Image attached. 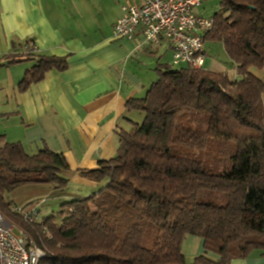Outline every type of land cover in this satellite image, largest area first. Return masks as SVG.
I'll return each instance as SVG.
<instances>
[{"label": "trees", "instance_id": "obj_1", "mask_svg": "<svg viewBox=\"0 0 264 264\" xmlns=\"http://www.w3.org/2000/svg\"><path fill=\"white\" fill-rule=\"evenodd\" d=\"M204 16V15H203ZM213 29L240 79L188 65L159 64L140 116L117 133L108 162L83 175L99 192L65 201L41 221L13 211L8 195L26 184L67 188L63 154L28 155L0 136V212L44 252L39 264H231L264 255V0H218ZM36 64L19 89L65 71L67 57L24 53ZM187 237L203 253L187 263Z\"/></svg>", "mask_w": 264, "mask_h": 264}, {"label": "crops", "instance_id": "obj_2", "mask_svg": "<svg viewBox=\"0 0 264 264\" xmlns=\"http://www.w3.org/2000/svg\"><path fill=\"white\" fill-rule=\"evenodd\" d=\"M141 3L0 0V136L4 142L20 143L28 155L44 149L64 155L68 184L55 200L88 197L105 185L83 173L114 157L117 133L141 119L126 111L127 101L145 97L158 78L157 66L172 63L166 41L138 48L113 37L122 7ZM205 4L196 11L200 15L206 16ZM138 40L142 43L141 35ZM27 41L35 43L40 55L67 57L68 66L63 72H47L21 92L26 71L36 64L23 55ZM251 72L264 80V71ZM181 250L195 259L203 253L202 240L187 237ZM231 264H264V255L255 252Z\"/></svg>", "mask_w": 264, "mask_h": 264}, {"label": "built area", "instance_id": "obj_3", "mask_svg": "<svg viewBox=\"0 0 264 264\" xmlns=\"http://www.w3.org/2000/svg\"><path fill=\"white\" fill-rule=\"evenodd\" d=\"M208 1L211 0H142L141 4L125 5L122 16L113 25V37L135 42L138 48L166 41L172 50L174 66L204 69V36L213 29L214 23L211 17L196 11ZM23 50L38 53L33 41H27ZM13 211L25 220L38 221L36 208L24 211L15 207ZM44 256L35 242L23 230L7 223L0 212V264H39Z\"/></svg>", "mask_w": 264, "mask_h": 264}, {"label": "rangeland", "instance_id": "obj_4", "mask_svg": "<svg viewBox=\"0 0 264 264\" xmlns=\"http://www.w3.org/2000/svg\"><path fill=\"white\" fill-rule=\"evenodd\" d=\"M205 3L204 4L206 5L207 10L205 15L207 17H211L218 9V0H211ZM204 51L206 54L204 69L214 72H223L228 74V76L233 80L240 79L236 73L235 65L229 59L221 42H214L212 40L205 41ZM162 62L168 63L166 59ZM50 191L54 192L50 194ZM60 193L61 192H58L50 185L26 184L10 193L8 195V201L12 203L13 207L22 208L24 211H30L33 208H36L39 213L38 221H41L43 218L51 215L52 213L60 211L61 204L64 202L61 200H55V197L61 196ZM6 222L9 223L7 220ZM187 254L188 255L185 257L186 261L187 263H191L194 260V258L191 259V254L193 253Z\"/></svg>", "mask_w": 264, "mask_h": 264}]
</instances>
